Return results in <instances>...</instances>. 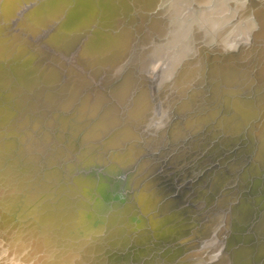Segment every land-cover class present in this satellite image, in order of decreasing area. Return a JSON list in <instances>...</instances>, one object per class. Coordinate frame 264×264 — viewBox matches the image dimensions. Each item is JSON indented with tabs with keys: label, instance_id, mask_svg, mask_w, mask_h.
<instances>
[{
	"label": "water",
	"instance_id": "obj_1",
	"mask_svg": "<svg viewBox=\"0 0 264 264\" xmlns=\"http://www.w3.org/2000/svg\"><path fill=\"white\" fill-rule=\"evenodd\" d=\"M33 1L42 6L46 23L56 24L52 36L44 40L50 48L46 50H34L20 32L0 31V140L6 135L16 137L21 150L25 148L39 162L53 156L55 161L46 170L58 166L64 176L70 165L78 166L84 150L86 160L92 157L97 163L87 160L81 167L92 172L96 168L104 172L114 154L122 158L114 159L118 163L128 155L120 165L131 170V199L137 209L136 197L150 179L156 178L155 185L163 193L168 190L163 195L168 196L174 184H181L176 183L179 171L194 168L209 151L205 147L203 154L184 163L185 169H174L189 154V145L202 138L210 124L215 126L209 122L183 129L200 123L204 114L214 115L216 105L205 108L202 102L216 100L217 94L244 98L257 104L256 112L245 123L239 143L219 156L240 152L248 179L262 176L257 203L262 212L264 159H257V152L264 144L260 130L264 122V0ZM57 51L75 53L82 70L64 67ZM154 59H163L154 72L163 76L151 82L146 70ZM187 63L196 72L182 79L179 70ZM229 66L242 72L236 75L238 83L223 81L222 69ZM139 94L150 97L144 95L143 106L133 110ZM230 114L224 112L221 118ZM3 115L10 116L7 123ZM94 127H101L100 135H104L89 137L88 130ZM213 138L210 135L207 141L215 142ZM188 175L186 182L197 180ZM259 213L250 218L247 228L256 241L260 240L255 230Z\"/></svg>",
	"mask_w": 264,
	"mask_h": 264
},
{
	"label": "bare ground",
	"instance_id": "obj_2",
	"mask_svg": "<svg viewBox=\"0 0 264 264\" xmlns=\"http://www.w3.org/2000/svg\"><path fill=\"white\" fill-rule=\"evenodd\" d=\"M223 4L220 7L224 8ZM38 6L33 0H0L1 34L20 32V38L34 50L50 49L44 40L52 36L56 23L54 26L46 23L48 17L43 16L42 6ZM56 53L68 70H82L74 58L75 53ZM162 63L163 59H154L146 70L151 82L163 76V72L154 74ZM233 68L222 69L223 81L228 80L227 84L236 83L239 79L236 75H242ZM195 70L187 63L179 74H183L184 79L195 74ZM157 80L155 82L160 84ZM238 86L243 87V82ZM219 88L217 85V90ZM9 93L12 96V91ZM6 94L9 96L8 92ZM141 95L136 97L131 109L143 106L145 94ZM224 96L217 94L216 100L202 102L205 108L210 103L216 105L213 116L204 114L200 123L183 128L215 123V126L209 123L211 126L206 128L202 138L189 145V154L176 161L174 169L180 166L185 169V162L197 158L209 146V151L199 158L202 162L198 159L194 168L179 171L181 178L176 183L180 182L182 187L174 184L173 193L169 190L167 197L163 195L168 190L163 193L155 185L156 178L150 179L136 197L137 209L131 199V170L120 165L128 155L118 163L114 159L122 158L114 154L110 165L103 167L104 172L101 168L92 172L81 167L87 160L97 163L92 157L86 160L88 151L84 150L78 166L70 165L67 172L71 174L68 176L66 172L64 176L58 166L46 170L55 161L53 156L39 162L30 157L25 148L21 150L16 137L2 136L0 264H264V209L262 212L257 209L262 176L248 179L250 173L240 165L243 161L240 152L219 156L222 150L230 151L239 143L244 125L254 116L257 104L239 97L224 99ZM224 112L231 114L222 119ZM217 113L221 116H216ZM9 119L10 116L3 115L4 123ZM99 130L101 127H94L87 135L103 136ZM260 130L264 131V122ZM219 133L223 135L221 138ZM210 135L215 142L207 141ZM30 145L28 143V148L32 147ZM263 145L257 152L259 160L264 159ZM188 174L197 180L186 182ZM172 194L174 197H170ZM153 210H157L155 215L146 217L145 213ZM258 213L255 230L260 240L256 241L247 228L250 218ZM184 237L189 242L180 243V239L186 240Z\"/></svg>",
	"mask_w": 264,
	"mask_h": 264
}]
</instances>
